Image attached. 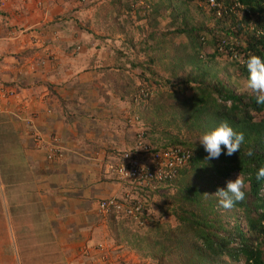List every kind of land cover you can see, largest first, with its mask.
<instances>
[{
    "label": "trees",
    "instance_id": "obj_1",
    "mask_svg": "<svg viewBox=\"0 0 264 264\" xmlns=\"http://www.w3.org/2000/svg\"><path fill=\"white\" fill-rule=\"evenodd\" d=\"M198 1L207 6L213 23L206 18L191 23L186 14L173 11L171 3L141 6L144 13L138 18L147 22V37L138 46L131 36L128 42L144 55L130 61L142 86L125 75L122 64L109 68L106 76L118 98L130 101L135 123L144 122L143 127L137 124V140L157 149L172 146L191 152L179 175L162 180L152 192L160 194L159 219L149 222L143 213L139 217L147 223L142 226L133 223V215L113 212L108 216L111 238L156 264H264V179H256L264 167V103L257 102V93L241 87L248 79L249 56L264 58V0H216L214 7ZM132 4L113 0L114 19L132 11ZM166 13L172 30L159 31V19ZM125 31L123 26L118 29ZM224 57L227 64L219 67L218 59ZM224 120L244 134V143L239 153L228 156L224 149L218 159L207 162L199 138ZM125 152L139 154L134 149ZM238 175L245 180V198L223 209L214 193ZM116 201L123 209L134 204L126 193Z\"/></svg>",
    "mask_w": 264,
    "mask_h": 264
},
{
    "label": "crops",
    "instance_id": "obj_2",
    "mask_svg": "<svg viewBox=\"0 0 264 264\" xmlns=\"http://www.w3.org/2000/svg\"><path fill=\"white\" fill-rule=\"evenodd\" d=\"M86 6L0 0V90L15 92L0 100V178L8 192L0 185V264H16L14 242L24 258L40 257L32 264H109L110 251L130 254L115 245L98 204L127 192L145 195L110 172L117 151L134 147L138 128L126 123L127 102L109 99V55L101 45L109 38L92 28ZM36 134L43 142L55 135L63 158L49 161Z\"/></svg>",
    "mask_w": 264,
    "mask_h": 264
},
{
    "label": "rangeland",
    "instance_id": "obj_3",
    "mask_svg": "<svg viewBox=\"0 0 264 264\" xmlns=\"http://www.w3.org/2000/svg\"><path fill=\"white\" fill-rule=\"evenodd\" d=\"M72 2H74L75 4H82V6H86V10H88V8H90L91 10L89 11V13H87V16L89 14H92V18L95 19V21L93 22V29H97L99 31V34L101 33V36H103V39L105 38H109L108 41L106 40L105 42L103 41L101 45H103V51H107L109 58H104V60L106 61V64H108V59H109V65L107 67H109L110 69L113 68V66L117 65V64H122L124 66V71H125V75L129 78H133L136 81V85L137 86H142V81L139 80L136 77V74H138L137 69L132 68L131 67V62L130 61H134L136 59H142L144 57L143 52L139 51V47L138 48H132V45H130V42H128V38L129 36H131L133 38V43L135 44L134 46H138L139 43L146 39L147 37V22L145 19H143V11L144 9L141 8V6L145 5L146 3H162L165 5H168V3H171L173 5V11H178V13H183L186 14L188 16V19L190 20L191 23H200V21H202L204 18L207 19V21H209L208 19V10H207V6H204L201 3H198L197 0H193L191 3H186L184 0H133V9L132 11L128 12H124L123 15H121L118 19H114L117 18V13L115 11H111L110 8V4L112 3L113 0H86L84 2L80 1V0H70ZM125 0H122V2H124ZM86 13V12H85ZM141 15L142 17L138 18V16ZM181 17V15H180ZM128 18H130V21H128ZM92 19V20H94ZM159 26H158V30L159 31H170L172 30L171 26H170V22H171V17L168 13H166L162 18L159 19ZM182 19L180 18V21ZM211 20V19H210ZM90 22V21H89ZM213 23V21H209L208 24ZM87 26H90V24H86ZM123 26L125 27V34L119 33L118 29ZM147 26V27H146ZM108 36V37H106ZM184 39V37L179 38L177 41L178 42H182V40ZM108 45V47H107ZM99 49V48H98ZM109 50V51H108ZM118 52H123L124 55H118ZM128 58V59H127ZM219 63L218 66H224L227 64V59L224 58H220L218 59ZM247 82L243 81L241 82V87L243 89H247L246 87ZM115 86H109V96L111 98H118V95L113 91ZM142 90V89H141ZM140 90V91H141ZM127 104L130 105V101L126 100ZM136 106H133V108H135ZM23 112V110L21 111ZM48 112L51 113L50 110H48ZM132 111L130 109L127 110L126 113V122L128 120H134L132 122H134V124L137 126H139V124H141V126L143 127L142 123L144 122H140V123H135V116H133V113H131ZM125 113V112H124ZM25 123L29 126L32 127L30 124V122H26ZM139 126V127H141ZM138 128V127H137ZM33 134L36 133L35 129L32 131ZM48 141V140H46ZM64 156V155H63ZM63 156L61 157V159L63 158ZM59 159V160H61ZM11 166V165H10ZM7 174L10 173V171H6ZM6 181L4 178H0V185L3 184V190L5 192V196H8V192L6 190ZM132 184V183H131ZM42 191H46V188H43L41 190ZM173 192V190H172ZM20 196V195H17ZM143 195H139L138 197L141 198V200H143L144 205H145V209H146V213L149 216V222L152 221H156L159 219L160 217V210H159V205H160V194H154L150 199L147 197L144 198L142 197ZM7 205H11V204H7ZM26 205V204H23ZM2 207L5 205H1ZM19 208L21 210H23L25 207L22 206L19 203ZM29 209V207H27ZM9 208H5V219H6V223L8 225V228L12 229L14 228V223H12V225L9 224ZM20 210V211H21ZM23 211H21L22 213ZM151 213V214H149ZM123 213H121L122 215ZM23 215L24 212H23ZM134 224H138V220H133ZM43 234V232H42ZM34 239V243H38V239H40L36 236H33ZM110 241V239H109ZM13 247V251H16L17 255V262L16 264H32V260H34L35 258H40V257H35L33 259H27L23 257L22 252L18 253L17 249H16V244L14 242V244L11 245ZM103 248H104V244H102ZM128 252L130 254H121V252H116L118 254V256L116 257V255L113 257V252L110 251L108 252V258L111 259L112 261H118V258L123 261V264H156V262H154L153 260H151L150 258H143L142 256L136 254L133 251H130L129 249H127ZM14 253V252H13ZM120 256V257H119ZM111 261V262H112Z\"/></svg>",
    "mask_w": 264,
    "mask_h": 264
},
{
    "label": "clouds",
    "instance_id": "obj_4",
    "mask_svg": "<svg viewBox=\"0 0 264 264\" xmlns=\"http://www.w3.org/2000/svg\"><path fill=\"white\" fill-rule=\"evenodd\" d=\"M207 1L211 7H214L217 5L216 4V5L212 6L210 4L209 0H207ZM198 3L202 4V2H199V1H198ZM217 15L219 16L220 13H218ZM246 67L248 70V79H247L246 87L258 94L257 95V102L258 103H264V58H262L259 55H255V54L250 55L246 61ZM141 91L144 92V90H141ZM22 108L23 107H20V111H22V110H23V112L26 111V107H24V109H22ZM26 122L27 123L30 122L31 123L30 125L32 126L33 125V118H31V117L27 118ZM126 123L129 125V122H126ZM131 124H134V122H131ZM38 135L40 136L41 139L39 142L36 140L37 141L36 145L40 148V146L43 143H46V152H47L48 143H51L52 139L56 138V136L53 135L49 139V141L43 142V137L40 134H36L35 139L37 138ZM56 140H57V145H59L62 148V146L58 142L57 138H56ZM244 140H245L244 134L242 132H237L236 130H234V128L230 125V123L227 120L221 121L219 123V125H217L212 130L205 132L199 138L200 144L203 145L205 151L207 152V157L205 158V160L207 162H209L213 159H218L221 156L222 152H224V149H226V153H224V154H226L228 156H232L236 153H239L241 145L244 143ZM137 143H138V140L135 136V144H134V147L132 149L136 150ZM222 146H223V148H222ZM154 148L156 150L163 149V148L157 149L156 147H154ZM132 149H130V150H132ZM185 150H187L189 152V157H190V155H191L190 150H188V149H185ZM117 152L120 155L117 157L116 164L122 158L123 154L125 153V150L121 149V150H118ZM62 153L64 155L63 148H62ZM46 155H47V153H46ZM248 155L251 156L252 152L249 151ZM58 160L59 159H57L56 161H58ZM186 163L183 166H185ZM114 166H115V164L113 166H111V170H110V172L113 174L114 178L118 182H122V183L127 182L129 184L132 183L135 187H137L139 190L144 192L145 195L142 196L143 198L145 196V198L147 197V199L148 198L150 199L153 196L152 192L157 191L161 185V181H155L152 183L151 186L139 185L137 182L119 181L116 178V176L114 175V172H113ZM183 166L179 167L177 169V172L169 179L176 178L179 175L180 168H182ZM256 179H257V181L264 179V167H261L258 169V171L256 173ZM245 188H246L245 180L240 175H238L234 180H228L226 182V187L219 188L214 193L215 198L218 202V205L221 208L226 209V210L232 209L237 202L244 200V198H245V190L244 189ZM138 196L139 195L133 196L130 192L126 193V197L130 198L131 201H133L134 203L137 201L140 202V204L142 206V210L138 213V215L142 216L144 213L145 216H147V218H148L149 216L146 213L144 202ZM111 198H116V197H110L109 199H111ZM149 214H151V213H149ZM138 218H139V220H138L139 225L145 226V223H147V220L145 219V221H144L139 216H138ZM98 249L101 250L102 252L104 251L102 244H99ZM122 262L123 261H121L118 258V261H114V260L112 262L109 261V264H123Z\"/></svg>",
    "mask_w": 264,
    "mask_h": 264
},
{
    "label": "built area",
    "instance_id": "obj_5",
    "mask_svg": "<svg viewBox=\"0 0 264 264\" xmlns=\"http://www.w3.org/2000/svg\"><path fill=\"white\" fill-rule=\"evenodd\" d=\"M82 2L86 0H80ZM212 6L216 5L215 0H209ZM15 95L13 90L1 88L0 100ZM23 106L22 109H24ZM38 142L40 136H37ZM136 151L139 154L133 156L125 152L120 161L113 167V172L119 181L137 182L139 185L151 186L155 181H162L171 178L177 169L183 166L188 158L187 150L180 151L179 147H166L156 150L147 140H138ZM63 156L62 148L57 145L56 138H53L47 146V158L49 161L60 159ZM100 213L108 217L111 213H125L134 220H139L138 213L142 210L139 201L135 202L131 208L123 209V206L116 201V198L102 200L98 204Z\"/></svg>",
    "mask_w": 264,
    "mask_h": 264
}]
</instances>
